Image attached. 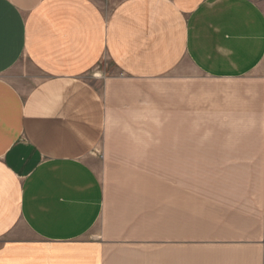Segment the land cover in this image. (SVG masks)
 <instances>
[{
	"label": "crops",
	"instance_id": "obj_1",
	"mask_svg": "<svg viewBox=\"0 0 264 264\" xmlns=\"http://www.w3.org/2000/svg\"><path fill=\"white\" fill-rule=\"evenodd\" d=\"M99 67L165 74L168 145L197 156L165 264H264V0H0V264H103Z\"/></svg>",
	"mask_w": 264,
	"mask_h": 264
},
{
	"label": "rangeland",
	"instance_id": "obj_2",
	"mask_svg": "<svg viewBox=\"0 0 264 264\" xmlns=\"http://www.w3.org/2000/svg\"><path fill=\"white\" fill-rule=\"evenodd\" d=\"M22 65L23 58L13 72ZM178 65L193 66L185 58ZM101 70L87 78L104 98V136L86 160L103 186L95 226V236L107 244L103 264H165L168 191L178 178L197 187V156L168 145L165 74L133 80L110 67Z\"/></svg>",
	"mask_w": 264,
	"mask_h": 264
}]
</instances>
